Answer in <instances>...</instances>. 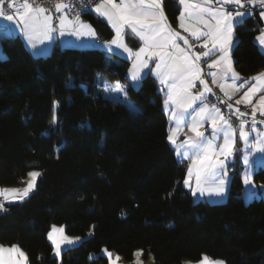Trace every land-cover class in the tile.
<instances>
[{"label":"trees","instance_id":"obj_1","mask_svg":"<svg viewBox=\"0 0 264 264\" xmlns=\"http://www.w3.org/2000/svg\"><path fill=\"white\" fill-rule=\"evenodd\" d=\"M164 5L176 25L179 6ZM86 14L100 36H112L105 20ZM262 26L257 15L235 26L232 55L243 77L264 70L255 39ZM0 44V185H20L31 168L41 170L34 190L0 212V244L20 245L29 264H109L103 249L132 261L138 248L156 264L203 255L264 264V198L245 202L237 166L226 201L194 200L155 77L147 74L126 98L114 99L98 74L106 84L125 83L124 56L114 61L98 48L58 45L34 55L20 36ZM254 181L264 184V169ZM54 225L82 238L62 251L61 262L49 239Z\"/></svg>","mask_w":264,"mask_h":264},{"label":"crops","instance_id":"obj_2","mask_svg":"<svg viewBox=\"0 0 264 264\" xmlns=\"http://www.w3.org/2000/svg\"><path fill=\"white\" fill-rule=\"evenodd\" d=\"M165 0H160V9L158 11H162L163 13V24L165 26V31H170L174 33H178L179 36L176 38V43L179 45L181 49H184L185 52L190 56L193 57L196 54H201L200 52L193 53L191 51V42H197V44H202L204 41L207 39V37H201L200 39H197V37L192 35L193 31L197 30H204L207 31V28L205 27L204 24H202L201 17L197 15L198 10H194L191 8H188L187 11L186 5H182L179 3V0H175L177 5L180 8V12L177 18V23L176 25L172 24L168 18L165 5H164ZM102 2V0L99 2V4ZM122 0H115V3L120 4ZM190 4H199L204 7H212V8H219L221 5L216 2V0H212L211 4H206L205 0H189ZM260 3L257 2L256 4L249 5L246 4L245 6H240V5H224V8L226 11L231 12L233 16H235V13L237 11L241 12H247L249 15L242 17L239 22H233V37H232V44L230 48L228 49L229 52V59L231 61V66L234 69V72L238 74L237 77H234L232 73H228L227 75H224V70H223V62H221L220 65H217L216 67H210L212 61L217 60L220 56L223 55L220 51H214L211 52L209 56H206L208 58V70L205 73L202 66L199 63V60L196 61V65L199 68L200 72L199 75L201 79L206 83L207 88H205V83H201L200 80L194 81V86L189 89V91L192 94H197V93H203V96L201 97L200 100H197L193 104V109H196L197 111L199 110V107H204L205 105L208 107L210 111H214L213 106L215 108H219L216 105H210L206 102L208 95L210 94L211 90L209 87V82L211 81L212 83L216 84L219 86L224 98L226 101L229 102V105L234 106L237 104V101L239 103H246L243 100L245 92L248 91L249 88L255 87L256 91L254 94H252L249 99L250 103L253 107L257 109L256 112L261 113L264 111V109L261 108V97H264V79L262 80H253L250 79L251 77L257 76V74L264 72V70H260L257 73L251 75L250 77H243L240 72L238 71L236 65H235V60L232 55L233 47L235 45V26L238 23H241L246 17L250 15H257L260 17L262 20L263 26L261 28V31L256 35V41L260 48L264 51V44H262L257 37H259L262 32H264V18H261L260 12L261 10H264V6H261L258 8ZM31 5V4H30ZM33 8H44L39 5H31ZM106 8L111 10L110 5H105ZM0 8L1 5H0ZM45 9V8H44ZM46 10V9H45ZM185 12L184 20H183V27H181V12ZM192 12V15L189 16L188 13ZM59 16L57 21H54V18L52 14H50L47 10L45 11L44 15H51L52 16V21H51V26L55 29V31L52 33L54 39L49 41L44 39L43 36H40L39 38L29 40L27 36L25 35L24 31V23L22 21L17 22L19 17L16 15V12H10V13H5V15H13L14 20L13 21H8L4 17H0V40L3 37H13V36H20L23 41L25 42L27 48L30 50V52L34 55H41L45 56L48 55L52 52L53 48L58 45L60 47H74V48H98L102 51L105 52V54L112 60L116 61V58L114 57L115 55L119 56H124L130 60V65H129V70H128V78L125 83H112V84H106L103 78L101 77L100 74H98L99 77V85L104 89L105 94L108 97L114 98V99H123L127 97V90L129 87H134L137 88L142 79L147 75L151 74L153 77L157 79L158 82V87L159 90L163 94V107L164 111L166 113L167 119H168V137L172 132L170 131L171 129H176L175 135H174V143L172 141H169L172 147L174 148L176 157L178 161L183 162L186 164V175L183 179V185L190 191L192 194L194 200L195 198H198L199 200H204L208 201L211 203H220L225 200V198H228L229 195V188H230V183H231V178L233 174L235 173L237 166H239L240 173L242 175L243 181L245 175L248 176V178L251 180L253 178L254 180V173L258 169H264V151H259V150H254L253 145H256L257 148L260 147V145L257 144L258 140H264V136H261L259 134L264 133V131H255L253 133L247 131L244 127V131L247 132L249 135L247 139H241L239 132L240 128L234 129L231 125V128L234 132V138H235V144H234V151L230 157L226 159V164H225V171L227 172V175L224 176L222 175V172L219 168L216 169V175L219 176L221 179H224L226 181L224 188L225 192L223 195H209V192L214 191L216 186L215 184L208 183V184H201L197 185L196 183V177H195V171L196 169H193V174L191 177L188 175V168L192 164V157L197 154V150L193 149L190 147V144L187 143L189 137H193L194 134L190 131L189 129V124L192 122L191 116L186 114L183 119L177 121L172 119V110L170 106L165 105V100L168 98V85L167 84H162L161 79H163V76L158 74L156 69V64L154 62L155 58L149 59L148 60V68H141L140 67V60L147 59V55L145 53H141L139 60L137 58L136 53L139 51L141 47H147L145 41L140 38V36L133 32L131 27L128 25H124L121 28V33L119 36V40L117 44H110V42L116 38L117 33L116 30L112 27V23L108 21V19L101 14L95 12V8L89 12V14H93L96 17H99L107 22V24L110 26L112 29V36L110 38H104L100 36V34L97 32V30L94 28V26L90 23L88 14H83L82 16L78 17V22L76 20H71L69 16L65 12V8L63 7L61 11L58 12ZM65 17L66 18V23L65 27L63 29L60 28V18ZM203 19L208 20L209 24H215L214 18H212L210 15L205 14L203 16ZM71 22V23H69ZM83 26H90V29L95 32V38L90 37V36H81L78 37L75 33L78 31H88L87 27H81ZM61 31H63V35H61ZM130 39H135L138 41L139 45L137 48H133L130 45ZM188 41V44L184 43V40ZM43 41V43H41ZM101 42H104L101 44ZM35 45V47H33ZM209 48H211V45L209 44ZM0 49H1V44H0ZM131 50V51H129ZM170 51H173L174 53L178 55H183L184 53H179L176 52L175 49H169ZM206 49L204 50V52ZM202 57V56H201ZM133 76H138L139 79L136 82L132 81ZM133 83H135V86H133ZM179 84V82H177ZM196 84H201V89L196 88ZM117 87L123 88L126 91V96L124 92H116L115 89ZM183 95V93H181ZM185 99L188 97L185 96ZM220 109V108H219ZM189 112H192V109H189ZM222 114L221 109L220 113L217 115ZM223 115V114H222ZM230 123V122H229ZM202 132H204V137L207 139H211L213 137V131L210 127V122L205 121L202 128L200 129ZM223 144V133L218 132L216 133V138L213 140V149L219 153V146ZM247 156L248 158V163L246 164L244 162V157ZM221 159H224V157H220ZM27 177L25 180L17 186H10V187H4L0 185V190L2 189H17L19 192L22 194L23 189L26 188L29 184L27 182ZM185 179H189V184L186 185L184 183ZM27 182V183H26ZM255 182V181H254ZM245 184V183H244ZM260 188L262 187L261 184H256ZM36 186V185H35ZM199 189L196 193L193 192L195 187ZM35 188V187H34ZM34 190V189H33ZM32 190V191H33ZM203 190L204 194L201 195L200 191ZM31 191V192H32ZM30 192V193H31ZM196 192V191H195ZM29 193V194H30ZM28 194V195H29ZM245 186H244V191H243V198L245 200ZM15 193L9 192L7 194H0V198L4 199V208L7 204L13 203V202H18L21 201L19 199H15ZM256 196V195H255ZM27 197V196H26ZM25 197V198H26ZM24 198V199H25ZM221 200V201H218ZM2 212V211H0ZM50 232H52L53 239L56 240L57 242H60V248H59V254L57 255L56 253V245L53 243V240H51L53 249H54V255L59 259L61 262V251H63L65 248L72 247L73 245H76L78 243L77 240H74V243L68 244L66 242H63V238L69 237V238H74L77 235H69L65 231V226L64 225H54L51 229ZM12 245H17L20 251H22L25 255L24 257H20L17 255L16 252H3L0 253V264H29L28 263V256L26 251L18 244H10V245H4L0 244V246H3L5 249L10 248ZM110 254L112 251L106 250ZM103 251V254L106 255L109 258V253ZM112 260L116 257L114 252H112ZM151 253H149L145 261L141 260L140 258H133L132 261H128L125 258H120L117 260L116 263L118 264H149V256ZM119 255V254H118ZM144 255V253H143ZM210 257V256H209ZM212 258V257H210ZM214 259V258H212ZM109 260V259H108ZM155 260V259H154ZM215 260V259H214ZM185 260L183 261L182 264H184ZM109 264H111V261H109ZM156 264V263H155Z\"/></svg>","mask_w":264,"mask_h":264},{"label":"snow or ice","instance_id":"obj_3","mask_svg":"<svg viewBox=\"0 0 264 264\" xmlns=\"http://www.w3.org/2000/svg\"><path fill=\"white\" fill-rule=\"evenodd\" d=\"M221 6L219 8L204 7L199 4H190L189 0H179V3L186 5L185 11L188 8L198 10L197 15L201 17V23L205 25L207 31L197 30L193 31L192 35L200 39L202 36L207 37L203 43V47L206 49L205 52L201 54H196L193 57H190L184 49H181L176 43V38L179 36L178 33L165 31V26L163 24V13L158 11L160 9V0H122L120 4L115 3V0H102L100 4H97L95 7V12L106 17L108 21L112 23V27L116 30L117 36L114 38L110 44H117L119 36L121 33V28L124 25L131 27L132 31L137 33L141 39H143L147 47H141L136 53L139 60L140 54L145 53L147 59L140 60L141 68H148V60L155 58L154 62L156 64V69L158 74L163 76L161 79L162 84L168 85V98L165 100V105L170 106L172 110V119L181 120L186 114L191 116L192 122L189 124L190 131L194 134L193 137H189L187 143L190 144V147L197 150V154L192 157V164L188 168V175L191 177L193 174V169L195 168V177L197 185L212 183L217 185L214 191L209 192V195H223L225 192L224 185L226 181L221 179L216 175V169L219 168L222 172V175L226 176L227 172L225 171L226 159L230 157L234 151V132L231 128L229 120L225 118L224 115L220 114V109L213 106L214 111H210L205 105L204 107H199V110L193 109V104L200 100L203 96V93L192 94L189 89L194 86V81L200 80L201 83H205L200 75L199 68L196 65L201 56H209L211 52L220 51L223 53L217 60L212 61L210 67H216L223 62L224 75L232 73L234 77H237L238 74L234 72V69L231 66V61L229 59L228 49L232 44L233 37V22H239L242 17L249 15L247 12L237 11L235 16L231 12L225 10L224 5H242V0H216ZM259 2L264 6V0H247V4L253 5ZM5 0H0V5H3ZM206 4H211L212 0H205ZM105 5H110L111 10L105 7ZM9 7H14L13 3L9 4ZM23 8V11H20L19 8L16 9V15L19 17L17 22L22 21L24 23V31L27 38L31 41L33 39L43 36L46 40H53L54 37L52 33L55 29L51 26L52 16L44 15V8H33L30 4L27 3V0L20 6ZM65 5H57V12ZM205 14L210 15L215 20V24H209L208 20L203 19ZM189 16L192 15V12L188 13ZM185 12H181L180 20L181 27H183ZM261 18H264V10L260 12ZM0 17H4L8 21H13V15H5L3 8H0ZM78 22V17L76 18ZM66 18H60V28L65 27ZM71 23V22H69ZM87 27L88 31H78L75 33L78 37L81 36H90L95 38V32L90 29V26ZM63 35V31L60 33ZM257 39L264 44V32L257 37ZM43 43V41H41ZM104 42H101L103 44ZM185 44H188V41L184 40ZM209 44L211 48H209ZM35 47V45H33ZM169 49H175L176 52L184 53L183 55H178ZM131 51V50H129ZM139 79L138 76H133L132 81L136 82ZM253 80H262L264 79V72L257 74L255 77H251ZM179 82V84H177ZM135 86V83H133ZM205 88L207 85L205 83ZM116 92H124L126 96V91L123 88L117 87ZM256 91L255 87L249 88L245 92L243 100L246 103H250L249 97L254 94ZM183 93V95H181ZM188 98L185 99L184 97ZM239 103V101H237ZM129 108L134 110V106L129 104ZM231 108V105H228ZM261 108L264 109V97H261ZM189 109H192V112H189ZM237 111H239L237 109ZM257 109L253 107L252 109V119L253 124L255 123V114ZM264 115V111L261 112ZM240 115H244L241 113ZM205 121L210 122V127L213 131V137L207 139L204 137V132L200 129L202 128ZM240 128V138L247 139L248 133L244 131V122L242 121L239 125ZM255 131V128L252 129ZM172 134L169 135V141L174 143V135L176 129L170 130ZM223 133V144L219 146V153L213 149V140L216 138V133ZM264 136V133L259 134ZM257 144L260 145L259 148L256 145H253L254 150L264 151V140H258ZM220 157H224L221 159ZM244 162L248 163L247 156L244 157ZM29 176L35 178L40 175L37 172H30ZM184 183L189 184V179H185ZM244 183L250 184L251 181L247 175L244 177ZM35 180L29 182L28 186L23 189L22 194L17 189H2L0 194H7L9 192L15 193V199L23 200L28 194L34 189ZM195 189L193 192L195 193ZM200 194L203 195V190L200 191ZM3 204H0V211H5ZM49 239L53 240V243L56 245V253L59 254L60 242H57L53 239L52 232H49ZM79 238H69L64 237L63 242L68 244L74 243V240ZM16 252L18 256L24 257V253L20 251L17 245H12L10 248L5 249L3 246H0V253L3 252ZM106 251V250H105ZM110 255V254H109ZM198 264H224L222 260H213L207 255H203L202 259Z\"/></svg>","mask_w":264,"mask_h":264},{"label":"built area","instance_id":"obj_4","mask_svg":"<svg viewBox=\"0 0 264 264\" xmlns=\"http://www.w3.org/2000/svg\"><path fill=\"white\" fill-rule=\"evenodd\" d=\"M101 0H27L28 4L39 5L44 7L50 14H52L54 21L58 19V12L56 10L57 5H65V12L71 20H76L77 17L82 16L93 10ZM25 2V0H14V7H9L10 3H13V0H5V3L1 5L5 13L16 12V9L19 8L20 11H23V8L20 6ZM202 44H197V42H191V51L193 53H203L205 48ZM208 58L202 56L199 59V63L202 66L204 72L208 70ZM210 94L207 97L206 102L210 105H216L221 109L222 114L226 119L229 120L230 124L234 129H238L240 123L244 122V127L247 131L253 133L255 131H264V115L256 112L255 114V123L253 124L252 119V109L253 106L247 103H237L231 108L228 107L229 102L225 100L219 86L209 82ZM197 89H201V84H196ZM237 109L239 111H237ZM243 113L244 115H240ZM253 127L255 131H253ZM4 203V199L0 198V204Z\"/></svg>","mask_w":264,"mask_h":264},{"label":"rangeland","instance_id":"obj_5","mask_svg":"<svg viewBox=\"0 0 264 264\" xmlns=\"http://www.w3.org/2000/svg\"><path fill=\"white\" fill-rule=\"evenodd\" d=\"M247 4V0H242V5L243 6H245ZM259 7L258 8H260L262 5L261 4H259L258 5ZM30 172H37V173H39L40 175H41V170L40 169H38V168H36V167H33V168H31L29 171H28V173H27V182H30V181H32L33 179L35 180V185H36V183H37V180H38V178H39V176L40 175H38L37 177H35V178H33V177H31V176H29L28 174L30 173ZM251 181V183L250 184H244V186H245V194H244V196H245V202L246 203H248L249 201H252L253 199H261V198H264V184H261V188L258 186V185H256V183L254 182V180H253V178L250 180ZM26 182V183H27ZM195 190H196V194L198 193L197 191L199 190L198 188H197V186L195 187ZM256 195V196H255ZM243 196V195H242ZM195 200L196 201H199V199L198 198H195ZM227 200V197L225 198V200L224 201H226ZM218 201H221V200H218ZM224 201H222V202H220V203H223ZM91 234H93V228H91L90 230H89V232H88V235H91ZM74 238H79L77 241L78 242H76V243H79L80 241H81V237L79 236V235H77V236H75ZM106 249H103V251H104V253L105 252H108V251H105ZM109 253V252H108ZM61 254H62V251H61ZM110 254V253H109ZM112 252H111V254L109 255V261H111V264H118V263H116L117 262V260L118 259H120V258H122L123 259V257L121 256V255H118V254H115V258H114V260L115 261H113L112 260ZM134 256H135V258H140L141 260H143V261H145V259L147 258V257H145L144 255H143V250L142 249H140V248H138L136 251H135V253H134ZM208 256V255H207ZM149 264H155V260H154V256H153V254H150V256H149ZM202 258H200V259H198V260H190V259H186L185 260V262H184V264H198V262L201 260ZM214 260V259H213ZM215 260H222V261H224V264H228L224 259H215Z\"/></svg>","mask_w":264,"mask_h":264}]
</instances>
